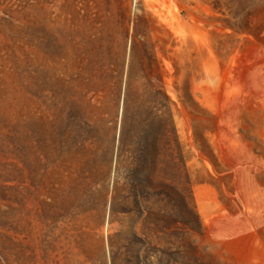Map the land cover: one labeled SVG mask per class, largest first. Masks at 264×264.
I'll list each match as a JSON object with an SVG mask.
<instances>
[{"label": "rangeland", "instance_id": "1", "mask_svg": "<svg viewBox=\"0 0 264 264\" xmlns=\"http://www.w3.org/2000/svg\"><path fill=\"white\" fill-rule=\"evenodd\" d=\"M29 2L44 20L30 21L27 60L0 56V264H264V0ZM122 3L160 61L199 231L178 197L153 196L147 219L140 193L118 189L136 173L82 130V63L114 51ZM91 110L110 145L121 104L106 93Z\"/></svg>", "mask_w": 264, "mask_h": 264}, {"label": "trees", "instance_id": "2", "mask_svg": "<svg viewBox=\"0 0 264 264\" xmlns=\"http://www.w3.org/2000/svg\"><path fill=\"white\" fill-rule=\"evenodd\" d=\"M122 8L125 17L119 22L120 33L115 25L108 32L109 42L115 44L114 51L109 57L93 56L86 51L82 63V130L86 136L88 134L95 149L114 150L116 167L136 173V182L134 179L130 184L123 183L118 189L132 188L140 193L139 203L147 219L154 218L156 214L152 206L153 196L161 202L165 199L174 202L178 197L181 207L191 205L199 231L201 225L191 195L187 157L163 85L160 61L153 47L138 37L136 24L133 25L134 21L127 13V6L122 3ZM33 10L29 0H0V56L10 63V67H18L28 58L30 21L44 20ZM59 16L57 14L55 19ZM50 17H47L49 21H55ZM131 28L133 33H130ZM97 33L89 36V41H96L90 47L91 51L101 46L103 38L101 33ZM54 36L49 45L54 56L50 59L56 64L60 57L56 49L58 38ZM106 93L113 95L114 101L121 104L118 129L114 139L110 138V145L102 142L99 125L102 119L91 110L92 99L99 95L104 97ZM97 101L99 105L102 103L100 99ZM153 182H156L157 190L152 193L150 185ZM114 189L116 191V184ZM117 201V196L113 195L108 207L109 216L116 212ZM152 223L155 233L166 228L164 221ZM189 228L193 230L191 225Z\"/></svg>", "mask_w": 264, "mask_h": 264}]
</instances>
